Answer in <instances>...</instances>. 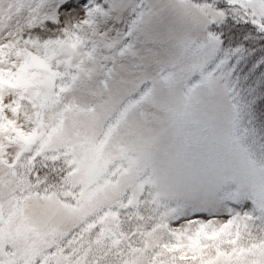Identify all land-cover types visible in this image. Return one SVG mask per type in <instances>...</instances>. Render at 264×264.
Here are the masks:
<instances>
[{"label": "snow or ice", "instance_id": "1", "mask_svg": "<svg viewBox=\"0 0 264 264\" xmlns=\"http://www.w3.org/2000/svg\"><path fill=\"white\" fill-rule=\"evenodd\" d=\"M0 264H264V0H0Z\"/></svg>", "mask_w": 264, "mask_h": 264}]
</instances>
